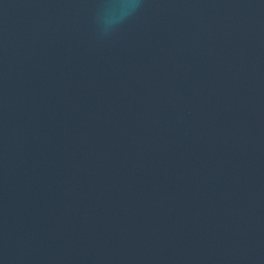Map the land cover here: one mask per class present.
<instances>
[{"label":"water","instance_id":"1","mask_svg":"<svg viewBox=\"0 0 264 264\" xmlns=\"http://www.w3.org/2000/svg\"><path fill=\"white\" fill-rule=\"evenodd\" d=\"M0 264H264V0H0Z\"/></svg>","mask_w":264,"mask_h":264},{"label":"clouds","instance_id":"2","mask_svg":"<svg viewBox=\"0 0 264 264\" xmlns=\"http://www.w3.org/2000/svg\"><path fill=\"white\" fill-rule=\"evenodd\" d=\"M124 6H125V7H128V5H127V4H125Z\"/></svg>","mask_w":264,"mask_h":264}]
</instances>
